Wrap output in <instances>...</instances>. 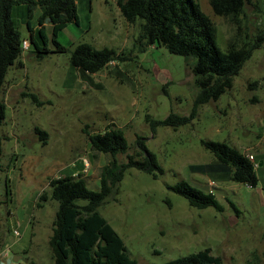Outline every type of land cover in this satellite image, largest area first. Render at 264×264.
Here are the masks:
<instances>
[{
  "label": "rangeland",
  "instance_id": "obj_1",
  "mask_svg": "<svg viewBox=\"0 0 264 264\" xmlns=\"http://www.w3.org/2000/svg\"><path fill=\"white\" fill-rule=\"evenodd\" d=\"M196 1L214 22L221 49L235 38L242 42L264 35V0L248 4L237 23L215 14L209 0ZM76 3L78 22L59 32L61 44L69 50L88 42L96 48L131 52L141 19L128 23L118 0ZM40 13L35 8L30 17L25 3L12 10L13 21L31 48L8 69L0 95L6 114L0 126V264L9 263L15 254L21 256L20 264H55L49 238L59 203L49 199L38 206L39 196L51 192L50 179L77 173L83 174L89 188L98 190L102 167L112 156L93 150L87 132H102L111 124L124 131L129 143L128 151L118 154L119 163L136 154L137 136H143L163 168L157 177L127 168L98 208L132 258L140 264H163L209 247L223 264H264V42L235 76L233 87L201 105L193 120L153 130L148 115L164 120L171 112L189 116L193 110L199 87L184 56L151 45L133 52V60L89 73L71 63V51L53 50L47 24L52 51L39 59L28 24L40 41ZM36 127L48 132L46 143ZM202 140L225 141L253 154L259 185L251 188L232 181L230 171L219 169ZM181 180L213 192L223 210L191 206L169 188Z\"/></svg>",
  "mask_w": 264,
  "mask_h": 264
},
{
  "label": "trees",
  "instance_id": "obj_2",
  "mask_svg": "<svg viewBox=\"0 0 264 264\" xmlns=\"http://www.w3.org/2000/svg\"><path fill=\"white\" fill-rule=\"evenodd\" d=\"M209 2L215 14L237 23L238 17L253 0ZM18 3L28 6L30 17L35 8L41 11L38 27L40 41L36 39L31 24H28L29 39L35 45L39 59L52 51L47 24L53 33V50L71 51V63L89 73H96L114 62L133 60V52H144L151 45L163 46L171 53L184 56L199 87L193 110L189 116L171 112L164 120L151 119L148 115L147 121L153 130L158 125L177 128L193 120L201 105L218 100L233 87L235 76L251 58L254 50L264 42V35L260 33L253 39L245 37L242 42L237 38L232 39L226 50L221 49L214 22L196 0H118L120 11L128 23L142 20L131 52H118L109 47L96 48L88 42H80L73 50H69L57 40V36L69 23L78 22L76 0H0V95L7 71L16 62H20L24 50L22 43L27 39L22 36L12 18L13 7ZM30 48L31 44L27 50ZM29 95L34 101L43 104L38 95ZM252 100L255 102L258 98L255 96ZM5 115V104L0 98V126ZM36 132L40 140L46 143L48 132L40 127H36ZM87 134L93 150L112 156V160L102 167L99 189L89 188L83 174L77 173L50 179L51 192L44 191L39 196L38 206L49 199L59 203L49 238L55 264H140L129 255L124 240L98 208L118 186L127 168L134 167L155 177L163 173V168L157 155L147 147L143 136H137L136 154H128L127 161L119 163L118 154L126 153L129 149L122 129L111 124L102 132ZM2 141L0 135V170ZM202 144L218 160L219 169L230 171L232 181L251 188L259 185L257 163L247 153L225 141L202 140ZM169 188L185 197L193 207L204 209L212 206L217 211L223 210L213 192L197 188L186 180ZM79 200H87V203L80 204ZM163 264H223V260L207 247Z\"/></svg>",
  "mask_w": 264,
  "mask_h": 264
},
{
  "label": "built area",
  "instance_id": "obj_3",
  "mask_svg": "<svg viewBox=\"0 0 264 264\" xmlns=\"http://www.w3.org/2000/svg\"><path fill=\"white\" fill-rule=\"evenodd\" d=\"M27 43H28V39L24 40L23 43H22V47L24 48V50H27L29 48V43H28V46H27ZM249 156V158L251 160H254V156L253 154H247ZM257 165V164H256ZM85 166H88V161L85 160ZM15 234H19V231H15ZM5 255V257H8L9 256V252L8 251H4L3 252V256ZM3 264H20L18 261H11V262H7V263H3ZM24 264H28V263H24Z\"/></svg>",
  "mask_w": 264,
  "mask_h": 264
},
{
  "label": "crops",
  "instance_id": "obj_4",
  "mask_svg": "<svg viewBox=\"0 0 264 264\" xmlns=\"http://www.w3.org/2000/svg\"><path fill=\"white\" fill-rule=\"evenodd\" d=\"M253 156H254V155H253ZM254 161L257 163V161L255 160V157H254ZM20 258H21L20 255L15 254V255H14V259H13L12 261H19ZM10 262H11V261H10ZM3 263H7V262L1 261V264H3Z\"/></svg>",
  "mask_w": 264,
  "mask_h": 264
},
{
  "label": "water",
  "instance_id": "obj_5",
  "mask_svg": "<svg viewBox=\"0 0 264 264\" xmlns=\"http://www.w3.org/2000/svg\"><path fill=\"white\" fill-rule=\"evenodd\" d=\"M48 21H49V19H48Z\"/></svg>",
  "mask_w": 264,
  "mask_h": 264
}]
</instances>
